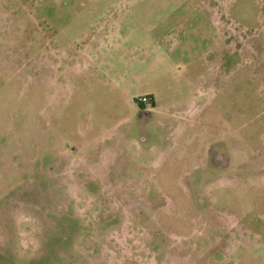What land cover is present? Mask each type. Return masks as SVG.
<instances>
[{"label": "rangeland", "instance_id": "rangeland-1", "mask_svg": "<svg viewBox=\"0 0 264 264\" xmlns=\"http://www.w3.org/2000/svg\"><path fill=\"white\" fill-rule=\"evenodd\" d=\"M47 1L0 0V264H264V0Z\"/></svg>", "mask_w": 264, "mask_h": 264}, {"label": "flooded vegetation", "instance_id": "flooded-vegetation-1", "mask_svg": "<svg viewBox=\"0 0 264 264\" xmlns=\"http://www.w3.org/2000/svg\"><path fill=\"white\" fill-rule=\"evenodd\" d=\"M147 101H142L140 99H135L140 104V117H143L144 115L147 116V118L153 117V110L148 109L146 110L144 104L146 102L151 101L152 105H154V100L152 97L147 96ZM207 165L209 167L219 169V170H225L227 169L231 164V154L227 150L226 145L224 142H214L209 146L208 154H207Z\"/></svg>", "mask_w": 264, "mask_h": 264}, {"label": "crops", "instance_id": "crops-1", "mask_svg": "<svg viewBox=\"0 0 264 264\" xmlns=\"http://www.w3.org/2000/svg\"><path fill=\"white\" fill-rule=\"evenodd\" d=\"M47 2L51 4L68 6V5H76V4L77 5H87V4L98 5V4H106L107 2H111V1L110 0H48Z\"/></svg>", "mask_w": 264, "mask_h": 264}, {"label": "built area", "instance_id": "built-area-1", "mask_svg": "<svg viewBox=\"0 0 264 264\" xmlns=\"http://www.w3.org/2000/svg\"><path fill=\"white\" fill-rule=\"evenodd\" d=\"M140 100H142V101H147V96H143V97H141V98H139Z\"/></svg>", "mask_w": 264, "mask_h": 264}, {"label": "trees", "instance_id": "trees-1", "mask_svg": "<svg viewBox=\"0 0 264 264\" xmlns=\"http://www.w3.org/2000/svg\"><path fill=\"white\" fill-rule=\"evenodd\" d=\"M149 97H152V96H149Z\"/></svg>", "mask_w": 264, "mask_h": 264}]
</instances>
